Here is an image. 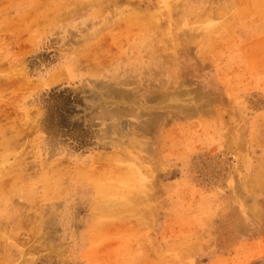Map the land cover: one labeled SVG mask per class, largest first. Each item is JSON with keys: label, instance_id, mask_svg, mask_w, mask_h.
Listing matches in <instances>:
<instances>
[{"label": "rangeland", "instance_id": "rangeland-1", "mask_svg": "<svg viewBox=\"0 0 264 264\" xmlns=\"http://www.w3.org/2000/svg\"><path fill=\"white\" fill-rule=\"evenodd\" d=\"M0 75V264H264V0H0Z\"/></svg>", "mask_w": 264, "mask_h": 264}, {"label": "bare ground", "instance_id": "bare-ground-1", "mask_svg": "<svg viewBox=\"0 0 264 264\" xmlns=\"http://www.w3.org/2000/svg\"><path fill=\"white\" fill-rule=\"evenodd\" d=\"M1 76V75H0ZM113 94V93H112Z\"/></svg>", "mask_w": 264, "mask_h": 264}]
</instances>
